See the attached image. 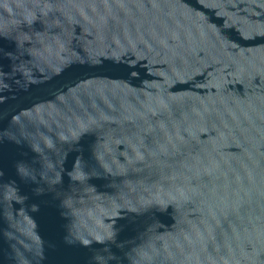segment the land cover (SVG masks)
Wrapping results in <instances>:
<instances>
[{"label": "water", "instance_id": "water-1", "mask_svg": "<svg viewBox=\"0 0 264 264\" xmlns=\"http://www.w3.org/2000/svg\"><path fill=\"white\" fill-rule=\"evenodd\" d=\"M0 264H264V0H0Z\"/></svg>", "mask_w": 264, "mask_h": 264}]
</instances>
